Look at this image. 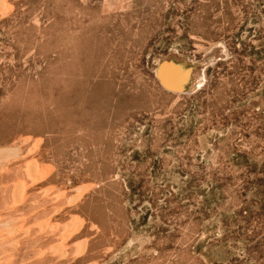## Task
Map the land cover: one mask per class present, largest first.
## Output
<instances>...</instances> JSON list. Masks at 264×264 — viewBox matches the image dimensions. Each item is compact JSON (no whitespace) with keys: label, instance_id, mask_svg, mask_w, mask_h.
Wrapping results in <instances>:
<instances>
[{"label":"rangeland","instance_id":"obj_1","mask_svg":"<svg viewBox=\"0 0 264 264\" xmlns=\"http://www.w3.org/2000/svg\"><path fill=\"white\" fill-rule=\"evenodd\" d=\"M0 264H264V0H0Z\"/></svg>","mask_w":264,"mask_h":264},{"label":"bare ground","instance_id":"obj_2","mask_svg":"<svg viewBox=\"0 0 264 264\" xmlns=\"http://www.w3.org/2000/svg\"><path fill=\"white\" fill-rule=\"evenodd\" d=\"M193 60H191L189 57H187V56H185L184 57V64H186V65H192L193 63ZM195 62V61H194ZM202 62H204V61H202ZM177 63V62H176ZM175 62H173L172 61V63L170 64V63H167L166 62V64H165V74H166V76H174L173 77V79L174 78H180V75H179V72H183L184 71V65H179V64H176ZM199 63V62H198ZM200 63H201V61H200ZM199 63V64H200ZM194 65V64H193ZM200 65H202V64H200ZM197 67V66H196ZM195 68V67H194ZM199 68V67H198ZM202 70L203 69H195V70H193L197 75H199V76H201V72H202ZM193 74L194 75V77L193 78H196V74ZM203 73V72H202ZM184 74H186V73H184ZM204 74V73H203ZM201 77H203L204 78V75H202ZM182 78V77H181ZM198 78V77H197ZM202 78V79H203ZM199 80V79H198ZM200 80H201V78H200ZM177 82V81H176ZM22 190V189H21Z\"/></svg>","mask_w":264,"mask_h":264}]
</instances>
